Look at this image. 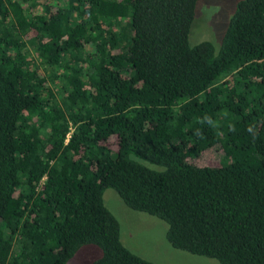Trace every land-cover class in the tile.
Here are the masks:
<instances>
[{"label": "trees", "instance_id": "1", "mask_svg": "<svg viewBox=\"0 0 264 264\" xmlns=\"http://www.w3.org/2000/svg\"><path fill=\"white\" fill-rule=\"evenodd\" d=\"M198 0H0V264H156L106 207L175 249L264 264V0L189 43ZM219 144L221 162L189 159Z\"/></svg>", "mask_w": 264, "mask_h": 264}, {"label": "rangeland", "instance_id": "2", "mask_svg": "<svg viewBox=\"0 0 264 264\" xmlns=\"http://www.w3.org/2000/svg\"><path fill=\"white\" fill-rule=\"evenodd\" d=\"M237 1L198 0L196 17L189 32V43L193 45L202 40H211L217 44ZM221 154V147L215 144L189 160L197 165L216 166L221 162ZM102 197L106 207L119 221L121 240L138 255L156 264H220L216 259L173 248L166 240L168 225L165 221L130 209L113 189H105ZM101 255L102 251L98 246L83 245L66 264H89Z\"/></svg>", "mask_w": 264, "mask_h": 264}]
</instances>
